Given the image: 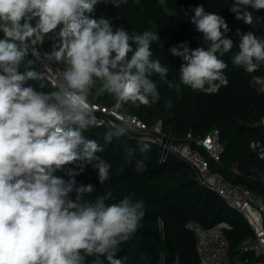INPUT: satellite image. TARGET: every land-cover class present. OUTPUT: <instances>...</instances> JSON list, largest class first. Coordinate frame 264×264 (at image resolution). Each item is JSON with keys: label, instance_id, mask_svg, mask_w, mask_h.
<instances>
[{"label": "clouds", "instance_id": "9594fccd", "mask_svg": "<svg viewBox=\"0 0 264 264\" xmlns=\"http://www.w3.org/2000/svg\"><path fill=\"white\" fill-rule=\"evenodd\" d=\"M98 2L0 0V264H86L87 258L101 256L107 264H124L115 258L119 246L137 232L145 216L142 200L125 196L108 203L111 191L85 199L95 188L77 187L74 176L79 173L69 170L73 178L67 182L54 175L85 160L95 161L100 184L108 180L110 165L97 155L103 147L84 135L97 123L95 105L89 100L92 90L107 93L116 108L126 103L149 106L160 99L151 77L157 74L165 80L168 74L166 66L152 59L151 45L160 39L158 33L130 34L124 28L114 30L107 19L90 18ZM112 2L119 7L127 0ZM249 7L262 10L264 0H233L230 11L251 25ZM33 18L35 26L30 23ZM190 22L208 47L190 49L181 43L170 49L183 60L180 82L215 94L229 83L224 74L228 65L221 58L234 47L225 35L229 26L203 5L195 7ZM239 36L232 63L253 70L254 61L264 62V39L252 31ZM46 38L59 44L43 54L44 60L64 65L50 92L24 86L27 80L45 78L32 70L35 60L26 57L31 53L40 59L38 47ZM21 65L26 68L23 73ZM124 132L109 131L105 140ZM141 150L147 151V145ZM136 167L142 170L143 163L138 161ZM73 191L75 199L69 195Z\"/></svg>", "mask_w": 264, "mask_h": 264}, {"label": "trees", "instance_id": "16d2710c", "mask_svg": "<svg viewBox=\"0 0 264 264\" xmlns=\"http://www.w3.org/2000/svg\"><path fill=\"white\" fill-rule=\"evenodd\" d=\"M199 5H203L206 12L219 14L225 19L229 26L225 35L234 42L232 51L221 57L228 65L224 74L229 83L221 86L215 94L194 91L183 85L179 73L183 60L170 52L172 47L181 43L190 49L208 47L203 34L190 22L195 7ZM232 5L233 0H127L117 7L112 0H99L94 11L88 15L97 20H109L114 30L124 28L120 19L123 15L132 20L131 27H127L130 34L151 31V26H154L159 33L168 36L172 43L164 54L158 50L157 43L154 44L155 50L151 45L152 59H158L168 68L165 80L157 74L151 77L157 84L159 101L149 106L126 103L121 109L129 115H136L147 125L153 124L157 118L161 119L167 131L177 139L184 140L187 133L198 138L212 129H218L222 145L218 171L226 179L249 188L264 200V189L246 178L251 173L252 162L256 158L261 161L249 149V141L258 139L264 144V126L261 124L264 90H258L251 82L253 76L264 77V64L254 61L255 68L247 70L233 65L231 59L232 54L238 51L239 34L252 31L258 38L264 39V9L248 8L253 13V23L249 25L235 18L230 11ZM30 23L35 26L36 18ZM0 38H3V33H0ZM53 44H59V41L46 38L45 43L38 47L41 59H44L45 52L53 50ZM27 59L35 60L32 70L43 74L31 53ZM50 63L56 68H64L63 64L55 61ZM25 70V65H21L19 71L23 73ZM169 83L173 87L170 88ZM24 86L43 92L55 90L45 78L27 80ZM116 129L94 125L84 132L88 139L97 141L103 147L104 151L97 155L110 165L109 178L103 184L99 183L98 170L93 167L95 161H76L54 173L66 182L73 178L68 175L69 170L79 173L74 176L77 187L92 184L95 188L85 199L94 200L96 196L111 191L112 199L108 203L118 202L125 196L144 202L145 216L140 221V227L119 246L115 258L123 259L124 264H200L194 236L185 228L188 220L204 227L225 222L227 227L223 232L228 241L229 255L241 257L238 247L245 237L252 234L241 215L212 189L198 184L189 164L177 154L167 152L161 158L157 144L127 132L106 142L105 134ZM145 145L148 150L142 151ZM126 160L130 162L126 163ZM138 161L143 163L140 171L136 167ZM234 165L238 166V173L233 177L230 171ZM212 167L217 169L213 163ZM69 195L75 199L76 193L73 191ZM96 260L107 264L103 256L89 257L86 264H94Z\"/></svg>", "mask_w": 264, "mask_h": 264}, {"label": "built area", "instance_id": "2783aa9c", "mask_svg": "<svg viewBox=\"0 0 264 264\" xmlns=\"http://www.w3.org/2000/svg\"><path fill=\"white\" fill-rule=\"evenodd\" d=\"M37 61L42 64L41 71L45 79L54 87L56 74L62 70L44 59ZM251 82L258 90H264V77L253 76ZM91 103L95 105L97 126L123 128L125 132L135 134L142 140L156 143L152 136L159 131L158 122L147 125L136 115L127 114L121 107L116 108L115 102L110 105ZM261 124L264 126V116ZM168 133L157 143L161 158L165 153L173 152L184 159L193 170L197 183L212 189L230 208L235 209L252 231L238 247L241 257H231L223 232L227 227L225 222L204 227L196 221L188 220L185 228L194 236L195 251L200 264H264V200L249 188L226 179L218 168H211V163H220L222 145L219 130L212 129L198 138L187 133L184 140ZM248 147L261 159L263 166L258 175L264 178V144L255 139L249 141ZM233 173L237 174L238 170L233 168Z\"/></svg>", "mask_w": 264, "mask_h": 264}, {"label": "rangeland", "instance_id": "374dc122", "mask_svg": "<svg viewBox=\"0 0 264 264\" xmlns=\"http://www.w3.org/2000/svg\"><path fill=\"white\" fill-rule=\"evenodd\" d=\"M120 19H121V22L124 23V24H122L123 25L122 27H124V29L128 31V28L127 27H131L130 23L132 22V20H130L128 18H125L123 15L121 16ZM133 23L136 24V22H133ZM150 29H151V31L158 33V35L160 37V39H158L155 42H153V44H152L153 45V49L155 50V45L154 44L157 43L156 46H157L158 50L160 51L161 54H164L165 51H168L169 50V46L168 45H170L172 43L171 40H169L168 36H166L165 34L159 33L154 26H151ZM48 62L50 63V61H48ZM36 66L41 70L42 64H40L38 61H36ZM60 70H63V69L60 68ZM97 87H99V84L97 85ZM89 100H90V102H98L101 105L102 104L103 105H110V104H112V103L115 102V100L112 97H110L107 93L98 94L96 88H94L92 90V94L90 95ZM157 122L159 124V131L157 132V135H153L152 136V138L155 139V141H156V143L153 142L155 144H157L158 141L161 138H164L166 134H169L168 131H167L168 130L167 126L165 127L163 125V121L161 119H159V118L155 119L153 121V124L152 125H154ZM237 168H238V166H237ZM212 169H214V167H212ZM261 169H262V163H261V161H259L256 158L252 162L251 173L248 174V176L246 178L249 181H252V182L256 183L257 186H261L264 189V178L257 174V173H259V171H261Z\"/></svg>", "mask_w": 264, "mask_h": 264}, {"label": "crops", "instance_id": "0c3cea01", "mask_svg": "<svg viewBox=\"0 0 264 264\" xmlns=\"http://www.w3.org/2000/svg\"><path fill=\"white\" fill-rule=\"evenodd\" d=\"M213 165H214L215 167H217V168L220 167V163H219L218 165H216V164L213 163ZM233 168H236L237 170H238V168L235 167V165H234L233 167H231L230 174L234 177V176H236L237 174L233 173Z\"/></svg>", "mask_w": 264, "mask_h": 264}, {"label": "water", "instance_id": "95a60500", "mask_svg": "<svg viewBox=\"0 0 264 264\" xmlns=\"http://www.w3.org/2000/svg\"><path fill=\"white\" fill-rule=\"evenodd\" d=\"M235 167H237V165H235ZM258 174V173H257Z\"/></svg>", "mask_w": 264, "mask_h": 264}]
</instances>
